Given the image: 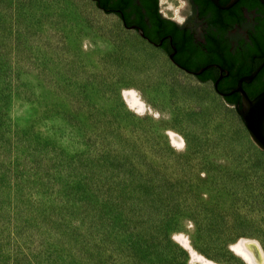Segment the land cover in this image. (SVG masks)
<instances>
[{
  "label": "rangeland",
  "instance_id": "1",
  "mask_svg": "<svg viewBox=\"0 0 264 264\" xmlns=\"http://www.w3.org/2000/svg\"><path fill=\"white\" fill-rule=\"evenodd\" d=\"M241 238L264 150L213 82L94 0H0V264H251Z\"/></svg>",
  "mask_w": 264,
  "mask_h": 264
},
{
  "label": "flooded vegetation",
  "instance_id": "2",
  "mask_svg": "<svg viewBox=\"0 0 264 264\" xmlns=\"http://www.w3.org/2000/svg\"><path fill=\"white\" fill-rule=\"evenodd\" d=\"M184 1L181 21L162 14L176 23L172 38L169 33L158 36L148 11L141 7L145 0L136 1L125 12L135 26H139L141 14H147V33L158 38L159 47L175 50V56L189 58L192 65L201 64L197 70L210 64L199 74L207 77L203 81H211L215 87L217 83L216 89L226 93L223 97H240L241 102V93L232 89L239 78L251 74L264 61V0ZM117 2L113 0V5ZM164 26L171 27V23ZM181 51L187 53L183 55ZM243 86L250 96L263 91L264 65L251 81H244Z\"/></svg>",
  "mask_w": 264,
  "mask_h": 264
},
{
  "label": "water",
  "instance_id": "3",
  "mask_svg": "<svg viewBox=\"0 0 264 264\" xmlns=\"http://www.w3.org/2000/svg\"><path fill=\"white\" fill-rule=\"evenodd\" d=\"M217 2V0H215ZM159 6H160V12L163 14L161 10V4L159 0ZM164 15V14H163ZM133 29H136L139 31V33L149 40L151 43L155 44L156 46H159L158 43L153 42L150 40L146 35L143 30V28L139 26H129ZM172 38V36H171ZM175 53L176 51L174 50L173 52L169 53L170 59L175 62L178 66L182 67L186 71L193 73L194 75H199L201 74L206 68L211 66L210 64L200 68L197 71L190 70L182 65H180L176 60H175ZM264 61L251 73L245 76H242L239 78L238 83L236 87L232 89V91H237L240 92L242 95V101L238 102L235 104V107L239 114L241 115L242 119L244 120L247 128L249 129L252 138L254 141L261 147L262 150H264V90L255 95L254 97H251L247 91L245 90L243 86V82H249L252 80V78L258 73V71L263 67ZM217 87V83H216ZM218 91V90H217ZM221 95H224L226 93L218 91Z\"/></svg>",
  "mask_w": 264,
  "mask_h": 264
},
{
  "label": "trees",
  "instance_id": "4",
  "mask_svg": "<svg viewBox=\"0 0 264 264\" xmlns=\"http://www.w3.org/2000/svg\"><path fill=\"white\" fill-rule=\"evenodd\" d=\"M94 1L98 5V7L102 8L104 11L113 12V13H116L117 15H119L123 19V22L127 27L134 26V25H131L132 21L129 20L128 14H126L125 11H127L129 8H131L132 4L138 0H118L117 4H115V5H113V0H94ZM145 2L146 3H143V5H141V7L145 8L148 11L149 17L152 19V21L154 22V24L156 26L158 36L164 35L166 33H169L170 36L174 35L176 23L174 21H171V19L166 18L162 15V13L160 12L159 0H145ZM146 17H147V14H141V16L139 17V20H138V25L141 28H143L145 35L150 40L157 43L158 38L150 36L147 33L146 24H145ZM167 22L171 23V27L165 28L164 24ZM165 51L169 54V53H171L172 50L169 49V50H165ZM182 51H181V53L183 55H185L187 53V52L183 53ZM175 60L180 65H182V66H184L190 70H197L201 65V64L192 65L191 63H189V58H186L185 56L183 58L179 57V56L178 57L175 56ZM248 71L249 72L252 71L251 68ZM248 71H246V72H248ZM197 77L201 80H205L207 78L205 76L203 77L202 75H197ZM255 95L256 94H251V97H254ZM224 98L229 103H231L233 105H235L236 103H238L241 100L240 97L238 99H231L230 97H224Z\"/></svg>",
  "mask_w": 264,
  "mask_h": 264
},
{
  "label": "bare ground",
  "instance_id": "5",
  "mask_svg": "<svg viewBox=\"0 0 264 264\" xmlns=\"http://www.w3.org/2000/svg\"><path fill=\"white\" fill-rule=\"evenodd\" d=\"M160 4H161V8H162L161 10L166 15L175 17L179 20H182L181 9L185 6L184 0H160ZM173 63L176 64L175 62H173ZM128 98L131 99L133 101V103H135V102L140 103L139 98L136 97L134 92H130L128 94ZM140 108L143 109L144 106L142 104H140ZM170 135L173 138V140L175 141V143L181 144V140L179 139L178 134H176L175 132H170ZM251 137H252V135H251ZM235 247H236L237 251L245 259H247L249 261V263H251V264H264V249H263L260 241H258L256 239H252V238H241V240L239 241V243Z\"/></svg>",
  "mask_w": 264,
  "mask_h": 264
}]
</instances>
